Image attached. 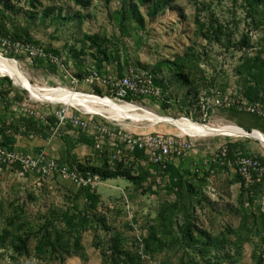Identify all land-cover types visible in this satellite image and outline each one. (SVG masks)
I'll return each mask as SVG.
<instances>
[{
    "label": "rangeland",
    "instance_id": "374dc122",
    "mask_svg": "<svg viewBox=\"0 0 264 264\" xmlns=\"http://www.w3.org/2000/svg\"><path fill=\"white\" fill-rule=\"evenodd\" d=\"M0 21V57L41 93L104 98L99 77L137 69L162 82L166 98L135 101L132 120L40 99L0 71V142L58 163L47 175L0 163V264H264V119L250 113L264 111V0H0ZM62 107L133 135L186 139L171 162L180 176L141 152L115 161L71 125L44 128L40 145L27 121L54 126ZM36 108L45 121L30 116ZM146 113L247 135L190 133ZM15 128L22 134L10 136ZM69 164L107 177L79 186L61 172Z\"/></svg>",
    "mask_w": 264,
    "mask_h": 264
},
{
    "label": "built area",
    "instance_id": "2783aa9c",
    "mask_svg": "<svg viewBox=\"0 0 264 264\" xmlns=\"http://www.w3.org/2000/svg\"><path fill=\"white\" fill-rule=\"evenodd\" d=\"M98 79L107 88L105 97L120 104H136L135 101L137 100L146 101L147 99L159 100L163 104L166 99L163 87L156 83L155 76L150 72L131 69L122 76L111 75L108 77H99ZM228 100L229 97L226 96L225 101ZM231 103L233 104V102ZM250 113L259 115L264 119V111H259L256 107L250 108ZM30 116L38 118L37 121L40 118H43V121H45V117L39 108L31 110ZM55 119L56 123L54 126H51L49 123L45 124L54 134L62 127L71 125L74 129L88 132L96 149L102 154L107 149L111 159L118 161L122 160L125 156L136 158L137 154L141 152L144 157L148 158L154 165L163 169V171L171 164L173 159L181 157L190 146L186 139L179 141L174 136L133 135L125 132L119 124H113L111 126L112 123L110 125L97 123L90 116L78 115L70 111L67 107H62L56 111ZM108 120L119 122L115 119ZM36 154L35 156L23 154L16 151L15 148L10 150L0 142V163H23L31 167L32 170H38L44 175L58 169V163L49 159L46 151L41 150ZM222 154L225 157L228 156L229 147L223 146ZM239 165L243 175L244 173L248 175V167L252 166V161L243 157ZM61 172L70 174L79 186L92 185L94 181L100 178L99 176H91L90 174L84 176L76 167L71 168L70 166L64 167Z\"/></svg>",
    "mask_w": 264,
    "mask_h": 264
},
{
    "label": "bare ground",
    "instance_id": "6f19581e",
    "mask_svg": "<svg viewBox=\"0 0 264 264\" xmlns=\"http://www.w3.org/2000/svg\"><path fill=\"white\" fill-rule=\"evenodd\" d=\"M0 71H2L5 74H8L13 79V81L15 82L17 86L25 88L31 94H33L34 96L40 99H49L57 103H68L71 105L79 104V105L86 106V107H92L90 103L99 104L101 106L110 108L112 112L119 114L120 117L122 118H130V119L132 118L129 115L128 111L139 110L138 107L132 104L121 105L120 103L112 99L106 98V97L99 98V97L92 96V95H81V94L64 93V92H57V91H53V92L45 93V94L41 93L35 86L29 83L26 75L23 72H21L18 68L11 66L10 63L7 60L3 59L2 57H0ZM54 98H59V99H54ZM146 115L158 123L159 122L168 123V124L170 123L178 128L187 130L190 133H202V134H208V135H220V134H225V133H231V134H235L239 136L247 135L243 129L238 128L236 126H229V127L216 130L208 126L199 125L188 119L176 120L173 118L157 116L152 113H146ZM257 138L264 143V136L260 135V136H257Z\"/></svg>",
    "mask_w": 264,
    "mask_h": 264
},
{
    "label": "trees",
    "instance_id": "16d2710c",
    "mask_svg": "<svg viewBox=\"0 0 264 264\" xmlns=\"http://www.w3.org/2000/svg\"><path fill=\"white\" fill-rule=\"evenodd\" d=\"M0 33L1 34H6V33L8 34L7 26L2 21H0ZM11 37H12L13 40H20V41L22 40L21 36L18 33L12 34ZM155 80H156V83H158L159 85H161L163 87L164 92H165V88H164L163 83L160 82V81H158L156 79V77H155ZM33 123H31L30 121H27V123H26V129H27V131L31 132L34 135H40L43 138H45L44 136H47V135H45V133H43L44 132V128L49 129V127H42L41 125H38V123H36V121H34V120H33ZM4 132H5V135H7L6 132H8V131L4 130ZM18 134H22V129L15 128L14 131H13V135L11 133L10 136H13L14 137L15 135H18ZM13 137H10L11 140H12V143H14ZM65 141H66L67 146H69V147L74 142L73 139H70V138H65ZM90 141L93 143V141L91 139H90ZM2 145L4 147L9 148L10 150L14 149V147H12V145H10L9 143H7L6 141H4L2 143ZM229 153H230V148H229ZM119 163H121V162H119ZM69 166L71 168L76 167L77 170L81 174H83L84 176H87V174H90L91 176H99L101 179H103L104 177L105 178L107 177V174L103 173L100 169L91 168V169L87 170V169H85V168H83L81 166H77L75 164H73V165L72 164L71 165L69 164ZM164 171H167V172L170 173L172 180H177L178 177L180 176V173H179L178 169L174 165H172V164L168 165V167Z\"/></svg>",
    "mask_w": 264,
    "mask_h": 264
},
{
    "label": "crops",
    "instance_id": "0c3cea01",
    "mask_svg": "<svg viewBox=\"0 0 264 264\" xmlns=\"http://www.w3.org/2000/svg\"><path fill=\"white\" fill-rule=\"evenodd\" d=\"M41 139H42V140H40L39 144H40V145H45V142H46L45 139H44V138H41Z\"/></svg>",
    "mask_w": 264,
    "mask_h": 264
},
{
    "label": "water",
    "instance_id": "95a60500",
    "mask_svg": "<svg viewBox=\"0 0 264 264\" xmlns=\"http://www.w3.org/2000/svg\"><path fill=\"white\" fill-rule=\"evenodd\" d=\"M253 133V132H252Z\"/></svg>",
    "mask_w": 264,
    "mask_h": 264
}]
</instances>
